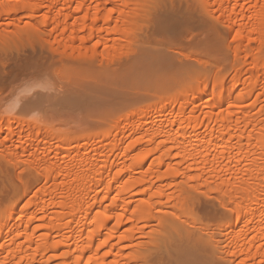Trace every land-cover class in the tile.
Returning <instances> with one entry per match:
<instances>
[{
    "label": "bare ground",
    "instance_id": "1",
    "mask_svg": "<svg viewBox=\"0 0 264 264\" xmlns=\"http://www.w3.org/2000/svg\"><path fill=\"white\" fill-rule=\"evenodd\" d=\"M153 1L0 0V38L23 39L22 35L29 36V30H35V35L47 40L58 53L66 51L72 56L71 52H77L82 59L89 54L86 60L101 56V61L110 62L112 57L116 60L117 54L123 55L141 44L138 33L145 23L147 26ZM239 1L242 0L199 3L220 21L225 12L229 15L224 24L234 33L231 50L235 58L244 59L229 79L221 71L223 64L217 65L216 54L212 56L216 65L207 61L213 68L210 64L206 67V60L196 59L203 64L198 66H204L202 70L188 65L190 68L181 73L163 71L159 77L155 72L158 78L150 79L152 88L149 87L153 93L144 84L145 91L155 97L152 103L121 110H111V104L110 112L105 109L106 117H100L103 124L96 123V130L84 128L71 136L34 120L14 127L20 121L14 114L20 99L4 109L0 114V152L9 151L16 160L26 156L44 184L34 190L22 188L20 197L1 207L0 264H264V0H254L255 8L250 12L245 7L238 10ZM246 34L247 40L243 36ZM253 38L259 40L260 46ZM244 40L253 42L254 48ZM122 48H127L124 53ZM153 62L152 67H156ZM140 65H136L137 69ZM88 71L84 73L89 79L95 82L99 77L101 83L113 74L108 72H114ZM143 72L146 71L139 75ZM239 78L241 88L234 84ZM107 81L104 80L107 85H113L112 80ZM94 88L86 91L96 90L95 95L101 96ZM207 89L209 97L203 99L200 95ZM90 92L83 100L95 97ZM89 101L87 105L93 106ZM105 101L98 102L102 106ZM209 101L213 102L208 104ZM98 102L95 101L100 107ZM34 103L29 108L36 106ZM258 104L261 105L256 110ZM189 106L192 107L186 115ZM207 106L211 109L204 113ZM174 107L179 109L170 117L159 118ZM151 111L153 118L148 117ZM19 126L22 128L18 130ZM15 136L18 143L14 142ZM21 191H16L15 196ZM195 191L228 198L230 219L216 227L226 230L224 239L216 240V228L208 221L194 228L191 225L194 222L187 207H193L188 205L196 201L192 199ZM186 218L190 220L187 223ZM139 237L147 238L140 241Z\"/></svg>",
    "mask_w": 264,
    "mask_h": 264
},
{
    "label": "rangeland",
    "instance_id": "2",
    "mask_svg": "<svg viewBox=\"0 0 264 264\" xmlns=\"http://www.w3.org/2000/svg\"><path fill=\"white\" fill-rule=\"evenodd\" d=\"M199 3H201V0H156V1L154 0L152 2V4H150V7L148 9L150 11V12L148 11L149 13H147L149 15V16L147 15L148 20L144 19L145 22L147 20V26H146V23L145 24L143 23L145 25V26L143 25L144 29L142 26L143 32L141 31V33H138V34H141L139 37V38H141V40L138 41L139 38L136 39L138 41V43H141L140 44L141 46L138 44L140 46V48L138 45L137 46L133 45V47L134 46H136V47H134V50H133V48L130 47L132 51H129V52L127 51L126 52L127 54L124 53L125 52L124 49H127V48H122L124 51L122 49H121V51H123L124 54L123 55L122 54L121 55L115 54L118 57H116V60L113 59V57H112V59H111V61L113 60L112 63H111V61L110 62L108 61L109 62L108 63L106 60L101 61V58H100L101 56H99L97 58L95 57V59L90 58V59L86 60V57L88 58L89 54L84 59H82L83 56H82V58H80V56L82 54L81 55L79 54L80 55L79 56L77 54V52H76V54H74V52H71V53H73L72 56L73 57L77 56V58H73L71 56V54H69V52H66V51L63 52L64 54H62L61 52L58 53L59 52V51H57L58 49L55 50L56 48H54L52 46V44H48V42H46L47 40H44L43 38L39 39V37H37V35H35V33H34V32H36L35 30L34 31L29 30L30 32L34 33V34L31 33V35H30V32H29V36L24 37L28 33L24 34V36L22 35L23 39H21V37H19L20 39H17V40L15 38L11 39L10 36L0 38V114H2L4 109H6L9 104L13 103L17 99H20L21 100L20 107H18L19 109L15 110L16 113L14 112V114L17 115V117H16V115H15V117L19 118L20 121L18 123L16 122V124H15L16 126H14V127H17L18 125L24 126L26 124V122L34 120L38 123L41 122V124H44V126H47V127L54 126V128H56L60 133L63 131L62 134L63 133L68 134V135L70 134V136H71L76 131L83 130L84 128H85V130L89 129V131L90 130L92 131L93 129L96 130L97 129V127L95 126L96 123L99 124L102 122L101 124H103V121H101V120L104 117H106L105 116L106 112L107 113L110 112V110L108 111V109L112 105H113L112 108H110L111 110L112 109L113 110H115V109L121 110V109H123V107L124 108L127 107L126 109H128L129 107H132V106L134 109H138V107L140 108V106H142V104H143V106L144 105L146 106L147 104L152 103L153 98H155V97L154 96L151 97V95L148 93L150 91H151L150 93H153L152 92L153 89H150V88H152L151 87L152 81H150V79L153 80L156 77L158 78V76L160 77L159 74H160V72L163 73V71L166 72V71L172 70V71H176L177 73L184 72L185 70L190 68L191 65H192L191 68H199L202 70V68L204 66L202 68H200L198 66L203 65V64L199 63L196 59H198V60L202 59V61L206 60L207 64H205V65H206V67L209 68L208 65L211 62L216 65V62H215L216 60L213 59V57L217 56V58H219L218 63L220 62L219 64L217 63V65L223 64L222 66L224 68L222 67L221 71H223L222 73L227 74L226 77H228V79H229L232 75L235 74V72H236L235 69H237L236 67H239L240 63H242L244 61V59L242 57L241 58H239V57L235 58V55H233V51L231 50L232 45H233L232 42H234L233 41L234 33H232V31H228L229 28H227V26H225V24H224V22L229 20V15H228V13L225 12V14H223L221 16L222 21H220L219 19L216 18V16L210 15V14H212L210 11L208 12L204 8H202L203 7L201 5L202 3L201 4H199ZM244 7L247 10H249V12L252 11L255 8L254 0L239 1L238 10H241ZM152 12H153V14L151 15ZM218 14L220 15L221 12H219ZM149 24L151 25V28L149 27L150 26ZM225 27L227 30L225 29ZM153 29L154 30L156 29V30L154 31ZM227 32L228 33L231 32V33L228 34ZM217 33H219V34L217 35ZM245 33H246V31L244 32V34ZM32 34L35 35L36 37L32 36ZM225 35H227V36H225ZM151 36H152V38H151ZM243 36H244V39L247 40V34L243 35ZM27 37H29V38L27 39ZM142 37H144L145 39ZM10 39H11V41H10ZM201 40L202 41L204 40L203 41L204 44L201 43L202 42ZM229 40H230V42H229ZM253 40L256 41L255 38H253ZM9 41H10V43H9ZM257 41H259V40H257ZM257 41L255 43L256 46H257V44H258V46H260L259 45L260 43ZM12 42H14V43H12ZM142 43L145 45H142ZM147 43L149 45L150 44L151 45L149 46ZM245 43L250 48H251V46H252V48H254V46H255V44H253V42L250 43L249 41H245ZM199 44H201V45H199ZM228 44H229L230 48L226 47V46H228ZM230 44H231V46H230ZM149 47H151V48L154 47V49L153 48L151 49ZM143 48H146V49H143ZM225 48H227V49L225 50ZM150 49L153 51L152 53L149 52ZM147 50H148V52H147ZM81 51H83V50H81ZM154 51H156L157 53ZM180 52H182L183 54ZM86 53H88V52H86ZM115 53H118V52H115ZM154 53L156 55H154ZM175 53L177 55H175ZM199 53H200V56H199ZM150 54H151V57H153V58L150 57ZM160 54H161V57H160ZM210 54H212V55L209 56ZM215 54H216V56H215ZM115 55H114V57H115ZM139 55H140V58H139ZM162 55H165V56L163 57ZM207 55H208V57H206ZM69 56H71V57H69ZM182 57H183V59L185 58L184 61H183ZM222 57L224 59H221ZM157 58H160L161 61L159 59L157 60ZM162 58L165 60H163ZM207 58H209V59H207ZM210 58H212V59H210ZM105 59H107V58H105ZM90 60H91V62H90ZM94 60H95L96 65L94 63ZM108 60H110V59H108ZM138 60H140L143 64L141 62L136 63V62H138ZM155 60L158 62L156 63ZM191 60H192V63H191ZM208 60L211 62L210 63L207 62ZM213 60H215V61H213ZM86 61H88V62H86ZM96 61H98V62H96ZM151 61L152 62L154 61L152 64H155L156 67H154V66L152 67ZM162 61H163V64H162ZM247 61H246V64H247ZM124 62H125V65H124ZM99 63H101V64H99ZM126 63H127V65H126ZM145 63H148V65L146 66ZM158 63H160V65ZM166 63H170V64H166ZM183 63H185V64H183ZM194 63H196V64H194ZM238 63H239V65H238ZM75 65H76V67H75ZM120 65H121V67H120ZM133 65H134V68L136 67L135 69H137L136 65H140V66H138V69L136 70L138 74L133 73V72H136V71H132V69L135 70L134 68H132ZM168 65H171V66L167 68L166 66H168ZM188 65L190 67H188ZM211 65L212 64H210V66ZM228 65H230V66H228ZM148 66L150 67V69ZM161 66H162V68H161ZM186 66H187V68H186ZM213 66L214 65H212L210 68H213ZM244 66H245V64H244ZM98 67H100L102 70L103 69H107V70L109 69V71H114V72H108L107 71L108 74H110V73H113V74H110L108 79H107V77L105 79H103L104 78L103 77L102 83H101V78H99L98 76H97L98 77L97 79L96 78L94 79V81L95 80L96 81L93 82V80H91L92 77L89 79L85 75L84 70H86V71L89 70L88 72L95 71L96 73H98V71L102 72V70ZM147 67H148V70H147ZM182 67H184L185 69ZM220 67H221V65H220ZM80 68L82 69V71ZM110 68H112V69L117 68V70H112V69L110 70ZM119 68H120V70H119V72H117ZM139 68H140V70H139ZM66 69H68V70L65 71ZM72 69L73 70L75 69L77 72L75 73V70L72 72H69V70L71 71ZM141 69L146 71L145 73L144 72L142 73L143 74V75H141L142 77L139 75L140 72H142ZM130 71H132V72H130ZM148 71L151 73H149ZM63 72L66 74V76L63 74ZM81 72H83V74ZM95 72H94V74H95ZM155 72H156V75H158V76L155 75ZM114 73H115V75H114ZM121 73L123 75H120ZM131 73H133L134 76L131 75ZM153 73L155 76L153 75ZM68 74H70L71 77ZM129 74H130V76H129ZM147 74H150V75L152 74V76L154 78L152 76H151L152 78L149 77ZM83 75L86 78L83 77ZM96 75H99V74H96ZM116 75H118V76H116ZM135 75H136V77H135ZM145 75L147 76V78ZM213 75H211V77H213ZM88 76H91V75H88ZM122 76H124L123 77L124 81H122V78H121ZM140 77L142 79H144V77H145V79L142 80ZM72 78H73V80H72L73 83H71ZM110 79L112 80L113 85L115 87L113 85H111L112 83L111 84L109 83V82H111ZM140 79H141V81H140ZM89 80H91V81H89ZM104 80L105 81L108 80L107 82L109 83L108 84L109 86L106 84V82H104ZM115 80L118 82H116ZM136 80L138 81V84H137ZM258 80H260V77ZM143 81H145V82H143ZM103 82L108 87L106 85H104ZM122 82L124 84H122ZM141 82L143 84H141ZM148 82L149 83L151 82L149 86L147 85ZM88 83H90L91 86L93 85V88L90 87V84L88 86ZM235 83H236V86H238V88H241L242 87L241 86L242 78L234 80V84ZM125 84H126V86H125ZM134 84L135 85L137 84L136 85L137 87ZM144 84H146V86L148 88V92L145 91V90H147V88H146V86H144ZM85 85L87 86V88H85ZM94 87H96L98 93L100 92L99 94H101L102 97L100 95H95V93L97 94L96 90L95 91L91 90V92L88 90L86 91V89H95ZM99 87H103L104 89L99 88ZM105 87H106V89L109 87L112 89L109 90L110 89L109 88L106 90ZM126 87H127V89L130 90V93H129V90L125 89ZM98 88L102 89V91L101 90L99 91ZM119 88H121V89H119ZM140 88H143V89H140ZM132 89H134V91H136V92H134ZM103 90L104 91L106 90L105 91L106 93ZM86 92L93 93L92 95L95 96L90 101L86 100L87 102L89 101V103H91V101H92L91 104L95 105V109L92 108L94 105L93 106L87 105L86 101L83 100L84 98H82V97L89 94V93L87 94ZM132 92H134V93H132ZM209 92H210V89H207L206 92H203L200 96L203 99H207L209 97ZM108 93H109V95H106ZM115 93H117V94H115ZM44 94L46 96H43ZM139 94H141V95H139ZM237 94H238V92H235V95H237ZM144 96H146V97H144ZM46 97L48 99H46ZM149 97L151 99H149ZM85 98H86V96H85ZM52 99H54V100H52ZM108 99L110 100V102L112 100L115 102L109 103ZM46 100H48V101H46ZM100 100L102 103L100 102ZM104 100L107 101V102L105 101L107 104L109 103V106L106 103H104L105 105H102V106L100 105V104H103ZM95 101L100 102V104L98 102L100 107H98V105L95 103ZM32 102L33 103L35 102L34 104L36 106L32 105L29 108V105L33 104ZM117 102L121 108L118 106V104H116ZM212 102L213 101H209L208 104H211ZM197 103H199V101H197ZM114 104H115V106H114ZM261 104L257 105L256 110L260 108ZM96 105H97V107H96ZM87 106H89V107H87ZM191 107L192 106H189L186 108V115H188L190 113ZM90 108H92V109H90ZM106 108H107V111L105 112ZM154 108H157V106ZM178 109H179L178 107H174L173 109L170 108V109H168L166 116L162 115L159 118L163 119L166 117H170V115L173 112H176ZM210 109H211V106L205 107L204 113ZM153 114H154V111H151V113H150V115H148V117L153 118V116H154ZM195 114H198V112L195 111ZM98 115H99V118H98ZM95 116H97V117H95ZM113 121L111 122L109 120V122H111V123H113ZM21 126H19L18 130L22 128ZM69 131H70V133H69ZM139 136H141V135H139ZM17 137L18 136L14 137L15 143H16V141L18 143ZM24 157L20 155L19 157H17V160H16L15 159L16 157H14L12 155V153H10L9 151L0 152V209L2 206L5 205V203H8V202L10 203L11 201H15L14 200L15 197L16 198L20 197L22 195V191H21L22 188L26 187V188H32L34 190V189H36V188H38L44 184V181L41 179L40 174L36 173L37 171L35 170L34 165H32L31 162L27 161L26 156H24ZM18 190L21 191V194L19 192V194H20L19 196H17ZM16 191H17V194L15 196ZM196 192L197 191L193 192V197H192V199H194L196 201H193L191 199V201H193V202L191 204L189 202V205H188V206H193V207H190V208L187 207L188 208L187 211H190V214H189L190 220H191V222L192 221L194 222V224L191 223L192 226L194 225L196 227L198 225H201L200 223L206 224L208 221L209 225L214 226L216 228V227H219L224 222H227V219L228 220L230 219L229 217H230L231 211L227 207L228 204H226V203H227L228 198L226 196H223V197H226L227 199H225V198L222 199V197H221L222 195L220 196L216 192L215 193L217 195L214 194V192L213 193H210V192L207 193L206 191L205 192L202 191L205 195L203 193H201L200 191L198 193H196ZM195 193H196V195H195ZM164 215H162V216L165 218V217H167L168 213H166L165 216ZM169 216H170V214H169ZM188 220H189V218L188 219L186 218V223L188 222ZM204 222H206V223H204ZM189 224H190V222H189ZM194 226H193V228H194ZM225 231H226L225 229L223 230V229H217L216 228L215 229L216 240L224 239L225 237L222 234ZM146 238L147 237H139V240L144 241V240H146ZM230 250H231V248H230ZM114 254L115 255L118 254L117 249L115 250Z\"/></svg>",
    "mask_w": 264,
    "mask_h": 264
}]
</instances>
